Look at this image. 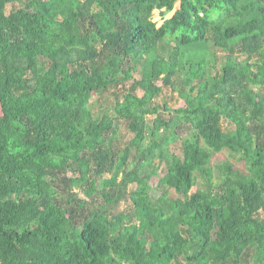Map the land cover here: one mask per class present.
I'll use <instances>...</instances> for the list:
<instances>
[{"label": "trees", "instance_id": "1", "mask_svg": "<svg viewBox=\"0 0 264 264\" xmlns=\"http://www.w3.org/2000/svg\"><path fill=\"white\" fill-rule=\"evenodd\" d=\"M165 86L184 99L168 117L154 104ZM255 86L264 0H0V264H264ZM183 131L159 176L158 151ZM223 151L241 164L217 175ZM124 199L132 213L113 212Z\"/></svg>", "mask_w": 264, "mask_h": 264}, {"label": "rangeland", "instance_id": "2", "mask_svg": "<svg viewBox=\"0 0 264 264\" xmlns=\"http://www.w3.org/2000/svg\"><path fill=\"white\" fill-rule=\"evenodd\" d=\"M179 1L176 4V7H178ZM20 2H15V5L9 4L8 5V13L14 9V7H19ZM173 14V12L169 13L167 17H170ZM154 19L158 21V25L160 26L163 23V18L160 14L159 10L154 11ZM255 88L259 91L264 92V88L261 86H255ZM116 89H111L108 92H106L104 95L100 96L101 100L99 102H94L91 105V109L93 114L96 116L100 112L108 109L109 111L112 112L111 105L113 104L115 100L114 93L116 92ZM154 104L158 105L160 107V112H162L163 115H166L167 117L169 116V112L164 109L165 104L170 106L171 108H178L180 106L184 105V99L179 96L178 92H175L171 87L165 86L163 87L162 93H160L155 99H154ZM155 115H150L149 116V125L147 129V137L144 140L143 147H146L147 145L151 144L153 141V136H152V118H154ZM118 127V132L120 135H124L126 128L124 126H120L116 124ZM227 126V125H225ZM119 135V136H120ZM192 135L190 134V131H183L180 132L177 136L175 137H170L168 141L163 145L162 149H160L157 153L156 156V164H159L160 167L158 169L159 176H162L164 174V169H165V164L166 162L171 158L172 155H178L182 156L183 151H182V143L185 139L191 137ZM235 157H239V155H230L229 151H223L221 153L215 154L213 160H212V167L214 168L215 174L218 175V165L223 163L225 160H230L233 161L234 163L240 165L241 163L235 159ZM132 158V156H131ZM73 173H76L74 170L69 171L70 175H73ZM110 176V174L108 175ZM158 177H154V185L155 189H157L160 192H164L168 189L166 185H159V182L157 181ZM197 189V186L194 187V191ZM75 190H79L80 194L83 196V192L80 191L79 187H76ZM174 193V192H173ZM92 201L103 208V205L106 204V201L102 194L94 193L92 196ZM132 203L128 199H124L120 201V203L117 205L116 209L112 210L113 212H123L125 214H130L132 213ZM261 217L264 218V212L263 210L261 211ZM173 264H185L184 259H180L178 262H175Z\"/></svg>", "mask_w": 264, "mask_h": 264}]
</instances>
